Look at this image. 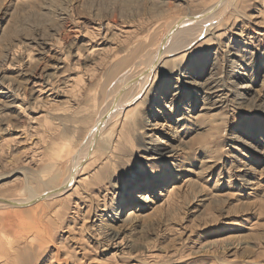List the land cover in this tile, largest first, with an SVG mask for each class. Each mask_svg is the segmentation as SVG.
<instances>
[{"label":"rangeland","instance_id":"1","mask_svg":"<svg viewBox=\"0 0 264 264\" xmlns=\"http://www.w3.org/2000/svg\"><path fill=\"white\" fill-rule=\"evenodd\" d=\"M200 2L0 0V88L11 84L13 94L25 99L15 110L0 96V196H22L26 180L60 184L107 98L144 68L142 61L168 39L169 26L178 17L190 19ZM97 20L115 25L117 36L124 27L136 32L129 41L118 36L120 42L103 46L104 53L79 51L84 40L76 38L78 32L97 28ZM227 25L222 38L210 46L196 44L169 66L174 76L180 68L188 77L159 79L158 105L149 97V109L142 106L138 119L113 128L111 140L103 141L80 175L88 192L47 201L54 210L47 232L28 227L31 240L19 244L14 264H264V0H243ZM46 41L54 45V59L46 56ZM32 70L43 71L44 95L25 83ZM185 80L200 86L198 91L225 89L226 102L198 117L201 93L176 95ZM132 93L124 91L121 102ZM150 142L172 146L180 156L170 164L148 162ZM146 178L156 179L155 187L142 189ZM116 183L127 189L115 199L117 207L110 202ZM175 184L182 188L169 200ZM139 194L153 196L156 210L135 222L133 231L110 237ZM107 201V212L95 218L93 212ZM7 211L0 208V215ZM17 238L0 232V243L11 239L16 246ZM1 244L0 264H6L12 249L4 253Z\"/></svg>","mask_w":264,"mask_h":264},{"label":"bare ground","instance_id":"2","mask_svg":"<svg viewBox=\"0 0 264 264\" xmlns=\"http://www.w3.org/2000/svg\"><path fill=\"white\" fill-rule=\"evenodd\" d=\"M242 1L243 0H201L200 4L198 6H195L194 7L195 9L193 8V11H191L190 19H187L186 17H178L176 21H174L169 26V29L172 28V31L169 34L168 39L157 46L156 53L152 58H150L147 62L146 60L142 61V63L145 64L144 68L137 70V72H135L127 80H125V82L121 84V87L116 92H114L111 96L107 98L108 104L106 105V108H104L103 111L101 110L100 112L101 114L99 113V117L96 120L95 125H93V127L88 132L86 138L82 141V143L76 148V150L72 154V158L68 166V169L66 171L65 178L60 184H57L56 186L49 184L48 182H47L48 184H45V179L41 180L42 182L39 180L37 184H34V182L30 184L26 180L24 183L25 184L24 194L22 196L20 197L3 196V195L0 196V208H6L9 210V212L7 211L8 213L6 216L0 215V232H2L3 235L7 237L8 235L12 234L18 236V238H21V241L16 246H13L11 239H10L11 241L5 240L6 241L5 243H8V246H4L5 243L2 242H1L2 244L0 243L2 250H4V253H7V248L9 246L10 249H12V252L5 254L7 260V262H5L6 264L16 263L17 261L16 250L19 249V244L28 243L29 240H31L32 237L31 232L26 231L28 227L35 229L36 232H40L41 235H44L47 232V228H48L47 222L51 220L52 214H54L53 213L54 210L47 205L48 200L57 198L59 196L62 197V195L68 194L69 192L78 193L79 191L81 192L82 190L88 192L87 185L85 186L86 178L81 179L80 175L82 174L83 170L86 169V166L88 162L92 159L93 155H95V153L99 150V148H101V146L103 145V141H108V139L111 140L110 136L113 128H115L120 122L126 123V121L130 122L138 119L137 113L138 112L140 113L141 107L144 106V107H148L149 109L150 106L149 104L151 101L153 102V99L154 100L158 99V101L154 103L155 106L160 103L159 93L158 95H156L157 94L156 91L159 88L157 83L159 82V79H161L163 76H170L173 78V80L176 79L175 77H177L178 82L180 79H186L188 76H186V74L182 69L176 68L174 72H176L177 69L179 71L177 72L176 76H174L175 73L168 71L169 66L177 60L181 61L180 59H183L185 56H187L190 52V49H192L196 44L200 43L198 45L199 47L210 46L216 40L222 38L223 34L220 33L223 29L221 28L222 27L224 28L230 22L231 18L235 16V13H237V8L238 6H240ZM159 4H164V3H159ZM63 16L64 15H62V17ZM66 18L68 19V17ZM95 24L97 25V28L94 27L93 30L84 29L82 32H78L77 34L78 37H76L78 39L82 38L84 40V43H82V49H80L79 51L84 50L87 54L93 56L101 51H103L104 53L105 49H103L102 47L110 43L116 44L119 43L120 41H129L132 38V35L135 34L136 32V29L133 27H124L123 30L119 32L118 36L121 38V40L118 41V36L116 35L117 33L113 34L115 25H112L110 23L102 24L101 20H97ZM241 33H245V32H240V35L242 36ZM240 35L238 34V36ZM35 42H37V40ZM44 46H46L49 49L48 55L46 56H48V58L54 59L53 54L54 52L56 53L54 49V45L50 41H46L44 43ZM36 48L38 49V47ZM45 54L46 53H44V55ZM30 58L32 57L30 56ZM41 59L42 58H40V60ZM14 62L16 63V61ZM12 63L13 62H11V64ZM15 63L13 65H16ZM35 68L36 66L34 67V69ZM171 69L172 68H170V70ZM42 72L38 73V71L35 70L30 74L27 73V77H26L27 79L25 80V83L30 86V89L33 91L34 94L42 95L44 93V90H47L48 83L45 84V81L43 80L44 77L43 75H41ZM1 75L2 73L0 72V76ZM245 75H243V77ZM181 82L182 85H180L179 88H177V92H176V95H178L179 97L182 98L183 94H185V90H188L193 94L194 92L201 93L200 95L197 94L196 96L197 97L196 102H203V106L201 107L202 108L201 113L198 116L200 118L208 116L209 112L212 109L214 110L216 107H220L222 104L226 102L225 100L227 99L226 98L227 94L225 93L226 91L225 89L223 90H221L220 88L215 89L216 87L214 88L213 86V88L211 87L203 90L201 89V91H198V89L196 88H200V86H198L196 83H190L186 80ZM3 86L4 88L2 89L0 88V96L4 98L3 101H7L5 107L15 110L21 109L25 99H22L21 101L20 100L21 94L20 96H15V94H13L14 88L11 89L12 88L11 84H9L8 86L7 85L6 86L3 85ZM240 88L247 89L249 88V86H241ZM130 89L133 90L132 95L128 99L121 102V97L124 91ZM180 94H182V96H180ZM17 95L19 94L17 93ZM149 97H151L152 99L150 100ZM173 108L175 110V107ZM110 112H113L111 116H109L110 118L108 117V119H105L106 116L110 114ZM185 120L186 118L182 117L181 119H179V122H184ZM181 127H183V124H180L175 129V133H178V128ZM153 135L154 134H152L150 137L152 138ZM149 144L150 146H147L146 149L149 153V155L146 158L148 162L159 161L162 162L163 164H170L172 161L177 160L178 156H180L174 151V148L172 146L165 147L162 145H156V143L153 142H150ZM32 161H34V159H32ZM146 165L148 166V163H146ZM161 179H166V178L163 177ZM3 180H5V177L3 178L0 177V182ZM156 181H157L156 179H150V178L144 179L142 183L144 186L142 185V189L146 187H150V188L155 187ZM113 187L115 188L116 191L114 190V192L111 193L110 202H112L115 205V207H117L120 206L121 203L118 202L116 203L115 199L118 196H122L123 194H125L127 189L126 188L124 189L123 185L120 184L118 185L117 183L113 185ZM171 188L172 189L171 190L169 189L166 195L167 199L169 200L176 194L177 191L181 190L182 186L179 185L177 186L175 184ZM59 189H61L62 191L55 196H52L46 200H35L45 193L56 191ZM107 194L109 195V192ZM69 196H74V195L70 193ZM106 196L107 195L100 197L99 199L104 201L106 200ZM88 197L91 198V200L94 199L93 195L89 194ZM130 201H131L130 203H132V205L130 206L132 207L127 211L126 213L127 216L125 217V219L117 218L115 224L119 230L118 229H117L118 231L112 230L113 231L112 233L110 234L108 233L110 237L116 238L118 234L124 230L133 231L135 228H137L136 227L137 224L133 225L135 222L144 219L145 213H147L148 211L153 212L156 210V209L154 210V205H155L154 197L151 196L150 194H139L137 196H134L133 200ZM27 203H31V204L29 206H22V207L10 205V204L24 205ZM107 205H109V201L101 205V208L105 207L104 209L93 212L94 217L97 219L98 217L101 218L103 215L99 213L100 211L107 212L108 210L106 208ZM75 213H77V211ZM0 255L2 256V254Z\"/></svg>","mask_w":264,"mask_h":264},{"label":"water","instance_id":"3","mask_svg":"<svg viewBox=\"0 0 264 264\" xmlns=\"http://www.w3.org/2000/svg\"><path fill=\"white\" fill-rule=\"evenodd\" d=\"M113 112H110V114L108 116H106L105 119H108L109 116H111ZM110 118V117H109ZM62 190L59 189V190H56V191H52V192H48V193H45L43 194L42 196H40L39 198L35 199V200H46L52 196H55L57 195L58 193H60ZM31 203H27V204H10L12 206H18V207H22V206H29Z\"/></svg>","mask_w":264,"mask_h":264}]
</instances>
